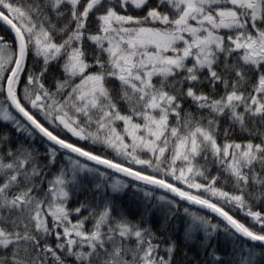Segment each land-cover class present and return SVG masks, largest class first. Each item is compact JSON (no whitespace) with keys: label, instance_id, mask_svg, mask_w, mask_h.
Listing matches in <instances>:
<instances>
[{"label":"snow or ice","instance_id":"obj_1","mask_svg":"<svg viewBox=\"0 0 264 264\" xmlns=\"http://www.w3.org/2000/svg\"><path fill=\"white\" fill-rule=\"evenodd\" d=\"M0 264H264V0H0Z\"/></svg>","mask_w":264,"mask_h":264}]
</instances>
